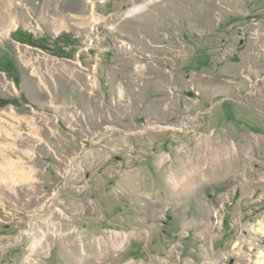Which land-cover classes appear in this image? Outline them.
<instances>
[{
    "label": "rangeland",
    "instance_id": "374dc122",
    "mask_svg": "<svg viewBox=\"0 0 264 264\" xmlns=\"http://www.w3.org/2000/svg\"><path fill=\"white\" fill-rule=\"evenodd\" d=\"M258 262L264 0H0V264Z\"/></svg>",
    "mask_w": 264,
    "mask_h": 264
},
{
    "label": "bare ground",
    "instance_id": "6f19581e",
    "mask_svg": "<svg viewBox=\"0 0 264 264\" xmlns=\"http://www.w3.org/2000/svg\"><path fill=\"white\" fill-rule=\"evenodd\" d=\"M136 11L138 10H134L131 14L135 13ZM258 264H264V262H261V263L258 262Z\"/></svg>",
    "mask_w": 264,
    "mask_h": 264
}]
</instances>
